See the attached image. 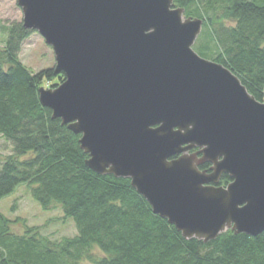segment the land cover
<instances>
[{"label": "water", "instance_id": "obj_1", "mask_svg": "<svg viewBox=\"0 0 264 264\" xmlns=\"http://www.w3.org/2000/svg\"><path fill=\"white\" fill-rule=\"evenodd\" d=\"M17 3L65 76L39 100L93 171L129 178L186 239L264 232V101L194 49L202 18L174 0Z\"/></svg>", "mask_w": 264, "mask_h": 264}, {"label": "trees", "instance_id": "obj_2", "mask_svg": "<svg viewBox=\"0 0 264 264\" xmlns=\"http://www.w3.org/2000/svg\"><path fill=\"white\" fill-rule=\"evenodd\" d=\"M174 3L185 8L186 16L204 20L202 55L230 68L264 101V0ZM1 29L8 37L0 50V135L14 153L1 163L0 198L28 183L40 206L46 211L60 206L78 233L60 243L40 236L37 227L14 234L0 213V264H77L94 246L104 256L91 264H264V232L251 236L228 230L208 242L186 239L153 212L129 178L93 171L80 147L81 135L53 118L39 100L43 83L56 87L64 74H57L55 65L35 71L19 59L34 30L22 22ZM231 179L224 174L220 184Z\"/></svg>", "mask_w": 264, "mask_h": 264}, {"label": "rangeland", "instance_id": "obj_3", "mask_svg": "<svg viewBox=\"0 0 264 264\" xmlns=\"http://www.w3.org/2000/svg\"><path fill=\"white\" fill-rule=\"evenodd\" d=\"M22 20L23 12L17 0H0L1 26H11L22 22ZM220 20L226 23L227 26L232 25L227 19L222 18ZM7 35L8 31L6 29L0 30V50L5 48ZM204 38L205 36L201 32L194 44V49L200 55L202 53L199 48L204 42ZM19 59L35 71L55 65L53 48L46 44L44 38L37 31H34L23 43ZM43 84L45 87L49 86L46 82ZM13 153L11 143L0 135V167L2 161ZM0 213L10 221L9 227L14 234L22 235L27 228L37 227L40 236H45L54 242L60 243L64 238L74 237L78 233L74 219L65 217L60 206H55L51 210H44L32 197L31 187L28 183L18 185L13 192L0 198ZM103 256L104 252L94 246L84 257L77 261V264H91L93 259H99Z\"/></svg>", "mask_w": 264, "mask_h": 264}]
</instances>
